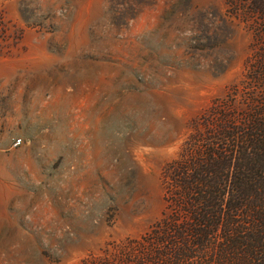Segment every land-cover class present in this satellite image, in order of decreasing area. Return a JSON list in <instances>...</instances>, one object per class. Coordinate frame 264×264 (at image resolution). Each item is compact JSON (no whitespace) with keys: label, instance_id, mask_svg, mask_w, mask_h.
Masks as SVG:
<instances>
[{"label":"rangeland","instance_id":"1","mask_svg":"<svg viewBox=\"0 0 264 264\" xmlns=\"http://www.w3.org/2000/svg\"><path fill=\"white\" fill-rule=\"evenodd\" d=\"M252 2L0 0V264H168L166 167L261 95Z\"/></svg>","mask_w":264,"mask_h":264},{"label":"trees","instance_id":"2","mask_svg":"<svg viewBox=\"0 0 264 264\" xmlns=\"http://www.w3.org/2000/svg\"><path fill=\"white\" fill-rule=\"evenodd\" d=\"M252 11L264 23V0ZM261 95L241 113L216 105L164 171L172 211L156 227L168 264H264V62Z\"/></svg>","mask_w":264,"mask_h":264},{"label":"built area","instance_id":"3","mask_svg":"<svg viewBox=\"0 0 264 264\" xmlns=\"http://www.w3.org/2000/svg\"><path fill=\"white\" fill-rule=\"evenodd\" d=\"M23 143H24V141L22 138H17L14 140V147H20L23 145Z\"/></svg>","mask_w":264,"mask_h":264}]
</instances>
